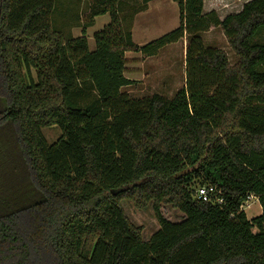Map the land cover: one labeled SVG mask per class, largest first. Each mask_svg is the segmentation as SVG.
Here are the masks:
<instances>
[{
    "label": "trees",
    "instance_id": "trees-1",
    "mask_svg": "<svg viewBox=\"0 0 264 264\" xmlns=\"http://www.w3.org/2000/svg\"><path fill=\"white\" fill-rule=\"evenodd\" d=\"M86 1L0 0V264H264V0L224 18L204 0H175L179 26L143 46L131 26L150 0L131 15L123 0ZM104 14L91 51L87 29ZM212 27L236 65L205 44ZM186 36L173 98L122 91L133 83L127 51L153 56ZM55 124L62 135L50 144L42 129ZM194 182L213 188L207 201ZM250 195L263 208L251 219ZM124 198L154 201L149 241ZM164 201L186 218L167 219Z\"/></svg>",
    "mask_w": 264,
    "mask_h": 264
},
{
    "label": "crops",
    "instance_id": "crops-1",
    "mask_svg": "<svg viewBox=\"0 0 264 264\" xmlns=\"http://www.w3.org/2000/svg\"><path fill=\"white\" fill-rule=\"evenodd\" d=\"M137 1L142 2V0H137ZM246 1L248 0H244L242 3H241V0H204V11L208 12L210 10H216L219 13L220 17L224 18L227 14L231 12L240 11L243 4ZM133 4H134L133 0H123L122 5H121V8L123 9V11H121V13L123 14L124 11L128 12V9H131ZM234 8L236 9L234 10ZM68 9L71 10V7H69ZM172 19H175V20L172 21ZM168 20L172 22L171 24H169L170 26L168 29L173 28V27H175L174 29H176L179 26L180 8L178 5V2H176L175 0H150L147 3V7L145 9L139 12H136V14H134L133 23L131 26L132 40L134 44L137 46H143L147 44L148 42L155 40L161 37L162 35L168 33L166 32L162 35L158 33L160 30H162V28L165 25H167ZM55 22L60 26H64V28L62 29L64 31L69 30L74 37H79L82 35V25L79 22H76V24H73V21L71 19L64 18L62 16H59V17L56 16ZM110 22H111L110 14H104L101 16H97L95 19L94 25L90 26L87 29V37H88L89 47L91 51L95 50L96 48L94 34L97 31L102 30ZM214 28H217V27H212L208 31ZM208 31H205L201 34L202 38H203L204 33H207ZM153 37H156V38H153ZM188 39H189L188 36H186L177 42L168 44L164 46L163 48H161L160 51L156 55H153V56H147L143 54L141 51H135V50L127 51L126 52L127 64H126L125 76L129 78L130 80H132L133 83L128 86L123 87L122 91L126 92L124 91V88L126 87H136V88L146 87V84L150 81V79L160 78L163 75H165L167 72H168L167 74L173 75L174 71H171V69L163 70L162 62L159 61V59L155 61V59L159 58V56H161V54L164 51L178 46L181 41L186 42V48H187ZM184 85L185 83L183 84V86ZM183 86L181 88H183ZM139 88L137 89V92L141 91L139 90ZM181 88H178L172 97H168L162 91H155V92L153 91L152 93L137 96V98L152 95L155 93L164 95L168 98H173L175 94Z\"/></svg>",
    "mask_w": 264,
    "mask_h": 264
},
{
    "label": "rangeland",
    "instance_id": "rangeland-1",
    "mask_svg": "<svg viewBox=\"0 0 264 264\" xmlns=\"http://www.w3.org/2000/svg\"><path fill=\"white\" fill-rule=\"evenodd\" d=\"M67 1L69 3H72L76 0H59L57 2L56 0V6H60L61 2ZM82 1V4H80V8H84L85 5H87L86 0H80ZM133 8L128 9L127 11H124L123 15L127 14H133L142 4V2H138L137 0H133ZM244 0H241V3ZM79 3V2H76ZM240 3V1H239ZM64 6L60 8V12L64 10ZM236 8H234L235 10ZM175 19H172L174 21ZM172 22L170 20L167 21V25H165L162 30H160L158 33L161 35L169 32L170 30L174 29L169 28V24ZM99 24V22H98ZM159 34V36H160ZM156 38V37H153ZM205 44L212 47H217L222 49L228 54V57L230 59V62L232 65H236L239 61L238 55L234 52L232 49L226 35L222 31L220 27L211 29L207 33H204L203 35ZM189 42V39H188ZM186 42L181 41L178 46L173 47L171 49H168L164 51L159 58L155 59L157 61L162 62V69H171V71H174L173 75L165 74L160 78H152L150 81L146 84V87H126L124 88V91L129 93L132 97L141 96L144 94L152 93L153 91H162L164 92L168 97H172L175 91L178 88H181L183 84L185 83V67H186ZM166 67V68H165ZM170 72V71H169ZM139 88V92H137V89ZM43 134L48 141V143H54L56 142L62 135V129L59 125H50L46 126L43 129ZM198 182H194L192 184V188L198 189L200 184H197ZM122 206L124 208L125 213L127 214L128 218L131 220V222L141 228L142 237L145 241H149L152 235L159 230L160 224L156 218L155 214V208H154V201L150 200L145 205L138 204L134 199L131 198H124L122 199ZM244 210L246 211V214L249 219L258 216L262 212V205L260 201L257 198H253L250 200L249 205L244 204ZM161 211L164 214V216L173 221V222H179L186 218L183 211H181L179 208L175 207L171 202H161L160 203Z\"/></svg>",
    "mask_w": 264,
    "mask_h": 264
},
{
    "label": "built area",
    "instance_id": "built-area-1",
    "mask_svg": "<svg viewBox=\"0 0 264 264\" xmlns=\"http://www.w3.org/2000/svg\"><path fill=\"white\" fill-rule=\"evenodd\" d=\"M212 190H213V188L200 187L198 189V191H197L198 192V196L199 197H202L205 201H207L208 200V197H209V192H211ZM253 198H257V197H255L254 195H250L248 197V199L244 202V204L247 203V205H249L250 200L253 199ZM217 202L219 204H223L224 203V199L222 197H218L217 198ZM243 205H242V208L244 209V206Z\"/></svg>",
    "mask_w": 264,
    "mask_h": 264
}]
</instances>
